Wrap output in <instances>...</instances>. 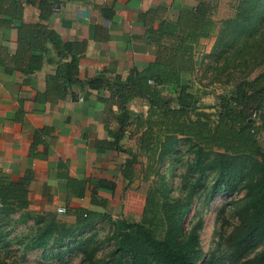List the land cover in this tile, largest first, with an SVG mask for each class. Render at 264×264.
Returning a JSON list of instances; mask_svg holds the SVG:
<instances>
[{"label": "trees", "instance_id": "obj_1", "mask_svg": "<svg viewBox=\"0 0 264 264\" xmlns=\"http://www.w3.org/2000/svg\"><path fill=\"white\" fill-rule=\"evenodd\" d=\"M65 1L0 0L3 73L18 70L28 77L45 61L58 63L54 73L45 77L43 91L37 93L40 103L65 99L72 94L69 88L78 81V61L84 55L85 40H64L46 22L54 7L59 8ZM184 2L172 1L169 5L158 2L138 12L136 21L144 28L145 39L154 46L153 60L143 66L132 65L124 78L119 73L107 76L105 70L87 80L89 86L109 92L107 97L101 96L106 104L102 121L112 136L110 147L128 155L122 168L126 179L123 189L136 178L148 182L140 220L116 219L111 257L90 264H197L202 258L199 248L202 221L188 228L182 224V218L194 204L191 199L182 203L173 199L171 189L176 179L173 168L166 169L170 172L168 180L160 172V164L169 160L182 140L189 143L193 153L188 167L191 173H214L207 186L206 202L219 193H230L232 179L243 181L241 201L231 208L237 223L226 237L230 247L226 257L231 256V263L236 264L247 247L259 246L253 258L244 263L264 264V148L257 140L264 129V113L259 112L264 98V69L252 78L241 77L232 88L220 93L215 110L200 106L190 85L194 72L208 54L197 51L196 45L201 38L213 36H217L216 45L220 44L221 28L213 17L212 0ZM24 3L38 8L41 21L24 19ZM99 10L103 17H112L111 7L101 6ZM224 24L228 28L227 45L238 37H254L264 28V0H237L234 15L226 18ZM12 34L16 37L14 50H10ZM66 57L70 59L64 60ZM135 98L147 104L145 111L129 108V101ZM257 116L261 119L259 123ZM126 130L140 132L138 147L144 156L142 160L139 153L120 144ZM32 179L31 168L16 180L0 169V212L23 211L19 221L31 217L28 185ZM66 186L67 196L82 197L90 189L91 202L104 209L65 208L63 212L74 217L72 224L60 220L55 210L46 213L48 219L38 214V228L24 251L59 246L60 250L45 254L46 258L58 256L59 252L85 251L93 235L86 237L83 231L109 216L106 200L98 197L97 192L99 189L113 192V181L99 178L90 185L88 179L69 177ZM158 225L163 227L161 237L156 234Z\"/></svg>", "mask_w": 264, "mask_h": 264}, {"label": "crops", "instance_id": "obj_2", "mask_svg": "<svg viewBox=\"0 0 264 264\" xmlns=\"http://www.w3.org/2000/svg\"><path fill=\"white\" fill-rule=\"evenodd\" d=\"M172 1L185 3L184 0H67L54 10L46 21L49 26L64 40L86 42L84 55L78 61V81L69 88L72 94L65 99L37 101V93L45 87V77L54 73L57 62L45 61L28 77L18 70L5 74L0 68V169L13 180L27 168L32 169L29 209L57 212L65 208L104 209L91 202L88 188L82 197L67 196L69 177L88 179L90 185L99 178L113 181V192L109 189L97 192L98 197L106 200V209L124 212L127 204L136 207L133 192L142 187L139 182L143 180L135 179L123 189L126 179L122 168L128 155L110 147L112 136L102 121L106 104L101 96L107 97L109 92L89 86L87 80L105 70L107 76L119 73L124 78L132 65L143 66L153 60L154 46L145 39L144 28L136 21L137 14L155 3L169 5ZM101 6L113 9L111 18L101 15ZM23 17L26 21H41L38 8L28 3H24ZM10 39V50H14V34ZM204 39L207 38L197 43V51ZM25 78L28 80L23 81ZM134 102L142 107H135ZM128 106L135 111L147 108L138 98L129 101ZM139 135L140 132L126 130L120 144L137 152Z\"/></svg>", "mask_w": 264, "mask_h": 264}, {"label": "rangeland", "instance_id": "obj_3", "mask_svg": "<svg viewBox=\"0 0 264 264\" xmlns=\"http://www.w3.org/2000/svg\"><path fill=\"white\" fill-rule=\"evenodd\" d=\"M213 17L217 21L220 32V44L216 45L217 36L204 39L199 44L200 52L207 53L202 66L193 74L191 91L196 92L198 103L206 110L213 111L217 108L218 95L225 90L232 88L234 83L245 76L254 77L264 69V28H261L254 37L245 35L231 40V44H225L228 36V28L224 24L226 18L232 17L235 12L237 0H212ZM218 29V30H219ZM255 66L251 70L252 66ZM135 107H142L141 103L134 102ZM259 112L264 113V98L259 105ZM261 120V119H260ZM257 116V122H260ZM257 140L264 148V129L260 130ZM133 148L134 145H132ZM140 159L143 153L137 149ZM193 160V153L187 141H180L177 149L170 155L169 160L160 164L161 174L167 176L170 172L166 169L173 168L175 172V187L171 189L173 199L181 203L191 199L194 206H190L188 214L182 218V224L188 228L199 220L202 221L199 229V248L202 258L197 264H225L231 263V256H228L230 247L226 242V237L237 223V218L231 208L241 201L244 194L242 182L232 179V191L230 193H219L212 200L206 202L207 186L213 181V172L191 173L188 168ZM154 177V180L159 183ZM141 181L140 178H136ZM142 187H137L134 193L137 199L136 207H128L124 212L119 209H108L109 216L102 220H97L83 231L84 236H92L85 251H75L72 253H61L58 256L46 258L45 254L57 252L59 246L46 248H35L24 251V246L29 238L36 232L37 215H46L49 210L28 209L31 217L19 221V216L23 211L5 214L0 212V264H90V262H102L111 257L110 253L114 247L112 235L114 234V222L118 218L127 221H137L141 218L142 206L144 204V189L148 182H139ZM60 220L65 224H72L73 215L64 212H57ZM157 236L163 235V227H156ZM63 248V247H61ZM259 246L247 247L237 259L236 264H245L244 261L253 258ZM46 251V253L44 252ZM225 255L224 261L222 256Z\"/></svg>", "mask_w": 264, "mask_h": 264}, {"label": "built area", "instance_id": "obj_4", "mask_svg": "<svg viewBox=\"0 0 264 264\" xmlns=\"http://www.w3.org/2000/svg\"><path fill=\"white\" fill-rule=\"evenodd\" d=\"M58 9L57 7H54V10ZM257 112L253 113V116H256ZM59 211H64V209H59Z\"/></svg>", "mask_w": 264, "mask_h": 264}]
</instances>
